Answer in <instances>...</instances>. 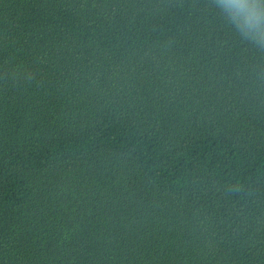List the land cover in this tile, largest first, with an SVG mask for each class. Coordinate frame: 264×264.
<instances>
[{"label": "trees", "instance_id": "trees-1", "mask_svg": "<svg viewBox=\"0 0 264 264\" xmlns=\"http://www.w3.org/2000/svg\"><path fill=\"white\" fill-rule=\"evenodd\" d=\"M0 264H264V54L212 0H0Z\"/></svg>", "mask_w": 264, "mask_h": 264}, {"label": "clouds", "instance_id": "clouds-1", "mask_svg": "<svg viewBox=\"0 0 264 264\" xmlns=\"http://www.w3.org/2000/svg\"><path fill=\"white\" fill-rule=\"evenodd\" d=\"M240 38L264 54V0H212Z\"/></svg>", "mask_w": 264, "mask_h": 264}]
</instances>
